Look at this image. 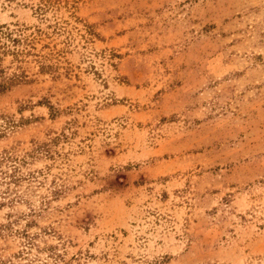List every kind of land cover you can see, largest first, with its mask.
<instances>
[{
	"label": "rangeland",
	"instance_id": "rangeland-1",
	"mask_svg": "<svg viewBox=\"0 0 264 264\" xmlns=\"http://www.w3.org/2000/svg\"><path fill=\"white\" fill-rule=\"evenodd\" d=\"M0 264H264V0H0Z\"/></svg>",
	"mask_w": 264,
	"mask_h": 264
}]
</instances>
